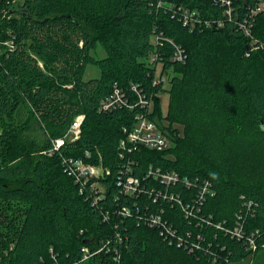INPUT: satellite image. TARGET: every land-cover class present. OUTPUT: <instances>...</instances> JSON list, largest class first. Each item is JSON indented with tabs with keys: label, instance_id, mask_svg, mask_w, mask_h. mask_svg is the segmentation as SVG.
<instances>
[{
	"label": "trees",
	"instance_id": "trees-1",
	"mask_svg": "<svg viewBox=\"0 0 264 264\" xmlns=\"http://www.w3.org/2000/svg\"><path fill=\"white\" fill-rule=\"evenodd\" d=\"M160 1L0 0V38L15 44L0 55V264H230L264 252V10L252 14L259 0H233L230 19L212 0H162L198 10L202 25L190 30ZM245 21L252 23L250 35L240 26ZM157 29L164 38L154 44ZM98 41L107 50L102 58L91 53ZM172 42L185 48V62L173 59ZM155 52L167 85L154 82L149 57ZM90 62L102 74L85 79ZM115 83L131 101L137 99L133 83L153 101L151 115L171 136L170 148L121 155L124 128L142 108L102 110ZM162 92L169 94L165 113ZM18 109L27 118L7 120ZM80 113V137L54 148ZM33 121L45 140L27 135ZM71 157L109 170L97 178L105 186L98 203L89 183L71 172ZM151 164L180 173L169 191L192 203V214L177 199L154 200L151 188L166 187L147 176ZM123 174L138 176L144 192H122ZM205 178L214 194L198 207ZM124 205L130 216L117 212ZM160 207L190 240L201 234L199 246L188 251L170 244L157 227L138 221ZM238 219L257 240L256 251L232 235ZM116 231L124 238L119 261L114 241L110 250L82 259L83 246L94 250Z\"/></svg>",
	"mask_w": 264,
	"mask_h": 264
},
{
	"label": "built area",
	"instance_id": "built-area-1",
	"mask_svg": "<svg viewBox=\"0 0 264 264\" xmlns=\"http://www.w3.org/2000/svg\"><path fill=\"white\" fill-rule=\"evenodd\" d=\"M215 4L223 7L224 14L228 15L230 19L233 17L234 5L233 0H212ZM161 5L167 7L171 10L173 15L178 16L184 25L188 26L190 30H193L197 25H202V17L200 16L198 10L191 9L183 5H177L169 1H160ZM264 10V0H259L257 4L251 8L252 14H257L258 12ZM206 24H210L208 20L205 21ZM222 25L220 21L218 23ZM250 22H240V26L244 27V33L246 35L251 34ZM164 38V33L158 30L152 36V42L154 44L161 43ZM173 43V59L180 62H185L187 59V52L183 46L178 43ZM13 40L3 41L0 38V55L4 51V46L8 48H14ZM248 51L246 54H249ZM160 55L158 52L151 54L149 57L150 65L155 69V83H166V78L168 73L163 72V63L159 59ZM132 89L137 94V99L131 101L128 91L122 86L115 83L112 92L107 95L101 101L102 110H110L117 106H128L134 108L136 106H141L142 110L136 114L135 122L130 126L124 128L125 137L120 140V146L122 148L121 155L125 152H132L139 147H145L152 150H165L172 146L171 136L160 126L157 118L152 117L151 111L153 103L151 99H147L139 89V86L135 83L132 84ZM85 118L84 113L76 115L73 119L71 125L61 137L54 140V148H59L67 142L75 141L81 135L82 123ZM53 149H51L52 151ZM70 170L74 174L77 181L83 184L90 185L91 195L93 196L94 202L98 203L105 195V186L98 180V177L104 176L109 173L108 169H105L102 164H94L91 162H85L79 158H69ZM131 165L128 164L127 171H129ZM147 176L152 177L155 180H159L166 188L156 190V188H151L150 194L153 195L155 201L159 199L160 196L167 199L169 202H173V199H177L184 210L185 215L192 214L193 204L190 202H184L180 199V195L174 196V192L169 191V185H174L180 181V173L176 170H164L161 167L149 166L147 171ZM95 178V179H93ZM182 181L186 187L192 185L191 179L187 176L182 177ZM118 185L121 186V191L129 196L140 195L144 192V187L142 181L138 176L133 174L120 175L117 181ZM214 194V189L211 181L209 179H203L201 186L196 194V204L200 207L206 200L208 195ZM165 209L160 207L159 212H144L138 215V221L148 223L151 226H155L159 229L160 234L170 243L175 244L178 247L187 249L188 251H193L195 246H199L200 240L203 238L201 234H197V239L190 240L188 237L190 233L186 235L181 234L178 229L169 223L168 220L163 218ZM117 212L123 216H130L132 214V209L130 206L118 207ZM107 217V216H106ZM232 235L238 239L245 240L248 245L252 248L253 252L259 248V244L253 235L246 233L244 222L241 219L236 221L234 228L232 229ZM124 238L120 231H116L112 238L108 239L104 245L97 247L92 250L89 246H83V258L86 259L91 255L102 251L107 247V251L110 250V242L114 241L113 250L115 252V259L119 261L121 252L120 247ZM73 264H78V261H74Z\"/></svg>",
	"mask_w": 264,
	"mask_h": 264
},
{
	"label": "rangeland",
	"instance_id": "rangeland-1",
	"mask_svg": "<svg viewBox=\"0 0 264 264\" xmlns=\"http://www.w3.org/2000/svg\"><path fill=\"white\" fill-rule=\"evenodd\" d=\"M91 53H93L96 57L102 58L107 55V50L104 47V45L98 41L96 43L95 48L91 50ZM102 74V68L99 63L97 62H90L86 65L84 70V78L89 79L92 77H98ZM167 81H165L166 85L168 84L169 78H166ZM160 102L163 112L165 113L167 111L168 102H169V94L167 92L160 93ZM153 103V101H152ZM7 120L13 121V122H20L27 118V114L25 109H18L15 110L11 115H6ZM31 129L27 132V135L30 137H34L38 140H45L46 135L40 128V125L38 122L33 121L31 124ZM230 264H264V252H261L260 254L251 253L247 258L240 262L236 263H230Z\"/></svg>",
	"mask_w": 264,
	"mask_h": 264
}]
</instances>
